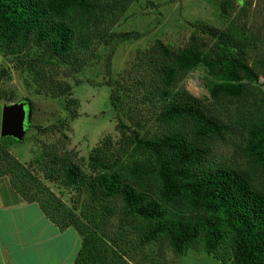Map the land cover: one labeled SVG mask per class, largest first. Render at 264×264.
I'll use <instances>...</instances> for the list:
<instances>
[{
  "label": "trees",
  "instance_id": "trees-1",
  "mask_svg": "<svg viewBox=\"0 0 264 264\" xmlns=\"http://www.w3.org/2000/svg\"><path fill=\"white\" fill-rule=\"evenodd\" d=\"M109 1L106 9L112 10L129 0ZM231 7L229 0L221 3L223 13ZM99 8V0H0V51L17 55L33 45L61 61L75 59L73 52L87 46L80 32L83 22ZM198 28L212 39L209 45L194 34L176 50L155 40L139 65L140 76L122 88L114 81L110 88L109 101L116 110L124 109V95H134L133 103L149 109L164 128L153 136H129L118 120L121 137L138 159L120 170L111 168L106 142L101 141L88 156L97 169L92 175L82 177L76 164L66 159L58 163L55 154L48 158L44 175L65 185L82 182L89 204L99 203L106 215L117 208L120 222L133 226L140 244L163 243L177 254L198 244L222 263L264 264V90L256 84L260 74L264 77V54L248 61L256 40L243 31ZM137 35L120 32L118 39ZM199 64L208 74L210 101L175 87L179 74ZM68 90L66 82L52 88L56 95ZM235 130L243 166L216 159L212 150ZM1 139L0 175H7L11 187L24 200L35 201L59 228L72 226L78 232L80 244L71 264H113L88 216L76 213L35 178Z\"/></svg>",
  "mask_w": 264,
  "mask_h": 264
},
{
  "label": "rangeland",
  "instance_id": "rangeland-1",
  "mask_svg": "<svg viewBox=\"0 0 264 264\" xmlns=\"http://www.w3.org/2000/svg\"><path fill=\"white\" fill-rule=\"evenodd\" d=\"M224 1L129 0L124 6L108 10L110 1L99 0L100 8L92 13L95 19L87 16L83 22L86 26L80 32L85 34L87 46L73 52L75 59L61 61L33 45L17 55H3L0 51V68H6V73L0 74V109L4 103L20 99L28 107L21 139L1 136L4 138L1 141L12 156L27 165L31 174L65 204L88 216L108 248L109 253H105L113 256V264H226L204 252L198 244L181 254L163 243L140 244L133 226L120 222L117 208L114 214L106 215L97 208L99 203L89 204L82 182L65 185L60 179L44 175L51 154L59 158L58 163L66 159L76 164L82 177L92 175L97 169L89 165L88 156L101 141L106 142V159L111 168L120 170L139 158L130 150L131 144L121 137L116 127L118 120L129 136L133 133L153 136L163 126L151 118L149 109L133 103L134 95L132 98L124 95V109L116 110L109 101V91L114 81L122 88L134 76H140L139 65H144L155 40L176 50L184 47L194 34L198 42L209 45L212 39L199 30V25L218 29L230 26L256 40V47L248 51V61L264 54V0H229L232 7L223 13ZM125 31H136L138 35L118 39V34ZM207 77L205 68L199 64L179 74L175 87L210 101ZM60 82L68 83L69 90L56 95L52 88ZM256 84L264 90L261 74ZM13 146L18 157L10 150ZM212 150L216 159L233 165L245 164L238 130L226 141L215 142Z\"/></svg>",
  "mask_w": 264,
  "mask_h": 264
},
{
  "label": "crops",
  "instance_id": "crops-1",
  "mask_svg": "<svg viewBox=\"0 0 264 264\" xmlns=\"http://www.w3.org/2000/svg\"><path fill=\"white\" fill-rule=\"evenodd\" d=\"M79 244L75 228H59L0 175V264H71Z\"/></svg>",
  "mask_w": 264,
  "mask_h": 264
},
{
  "label": "water",
  "instance_id": "water-1",
  "mask_svg": "<svg viewBox=\"0 0 264 264\" xmlns=\"http://www.w3.org/2000/svg\"><path fill=\"white\" fill-rule=\"evenodd\" d=\"M28 107L24 99L4 103L0 109V136L21 139Z\"/></svg>",
  "mask_w": 264,
  "mask_h": 264
}]
</instances>
